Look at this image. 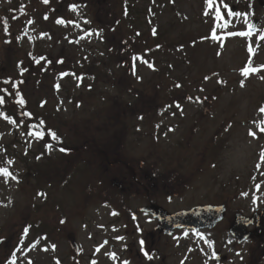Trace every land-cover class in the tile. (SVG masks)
Instances as JSON below:
<instances>
[{
    "label": "rangeland",
    "instance_id": "1",
    "mask_svg": "<svg viewBox=\"0 0 264 264\" xmlns=\"http://www.w3.org/2000/svg\"><path fill=\"white\" fill-rule=\"evenodd\" d=\"M89 2L0 0V13L24 12L10 38L0 24V75L45 122L27 129L0 107V167L15 177L0 176V264H76L72 239L85 251L80 264H120L105 251L90 263V254L124 230L108 176L139 165L159 183L183 184L171 207L227 193L238 209L264 207V4ZM92 5L116 19L128 6L114 31L137 44L130 68L109 48L116 19L107 23ZM246 68L257 71L245 76ZM86 138L105 146L103 156L84 150Z\"/></svg>",
    "mask_w": 264,
    "mask_h": 264
},
{
    "label": "flooded vegetation",
    "instance_id": "2",
    "mask_svg": "<svg viewBox=\"0 0 264 264\" xmlns=\"http://www.w3.org/2000/svg\"><path fill=\"white\" fill-rule=\"evenodd\" d=\"M99 146L97 144V147ZM104 148L105 146L102 149ZM108 179L111 188L121 192L119 198L123 204L119 205L115 212L119 214L120 218H118L124 230L122 237H108L98 244L94 242L96 254H90V263H94L95 256L105 251L110 254L109 257L119 252L120 254H116L115 257L117 263L121 261L120 264L125 262L127 264H264V230L259 236L250 235L257 228V219L246 226V229L240 226L233 227L237 215L242 214L251 218L259 214L264 207L253 211L238 209L235 206L237 196L229 193L220 197L215 196L206 203L189 207L187 205L171 207L173 198L181 196L185 191L183 184L168 182L169 179L159 183L158 177H154L152 171L142 170L141 165L137 170L111 175ZM222 191L220 189L218 193ZM103 193L106 196V193ZM240 196L247 198L245 193L238 195ZM110 201L112 199L107 203L110 204ZM134 203L138 204L135 209H133ZM210 205L224 208L223 213L217 210L207 217L206 227L201 229L180 227L174 228L170 233L159 229V213L175 214L179 211H189L194 207ZM152 206H159L163 210L155 214L149 209ZM66 220L63 219V225L66 224ZM59 232L62 235L60 230ZM245 233L247 238L241 240ZM66 246L69 254L74 256V262L80 264L85 257L83 246L72 241H68Z\"/></svg>",
    "mask_w": 264,
    "mask_h": 264
},
{
    "label": "trees",
    "instance_id": "3",
    "mask_svg": "<svg viewBox=\"0 0 264 264\" xmlns=\"http://www.w3.org/2000/svg\"><path fill=\"white\" fill-rule=\"evenodd\" d=\"M39 1L42 3V5H45L48 4L49 1L51 0H48V3H44L43 0H39ZM92 1L93 0H90L89 3H91ZM77 2H84V0H77ZM100 2L101 0H99V3ZM73 3L75 2L73 1ZM97 5H92L93 8L96 9V13L97 12L99 14L102 13V15L107 19V23L108 22L111 23V21L115 18L114 10H112V8L109 6H105L106 7L105 9H100L98 8ZM121 7H122L121 16H120L121 18H117V19L115 18L116 20H114L115 21L114 26L111 25L110 30H112L113 32L110 31L112 33L109 35V42H110L109 48H112V51H115L114 52L115 58H117L118 61L122 60L124 63L126 62V68H130L133 62L137 59L135 53L137 52V50L139 51V49L134 39H128V37L127 38L123 37L118 40L117 38L118 33H115L114 30L117 28L116 26L119 25V22H121V20L127 18L126 16H128L130 12L128 6L122 5ZM21 13H24L22 12L21 8L15 10H5V12L0 13V24L3 25V32L6 33L8 38L13 36L12 33L10 32V29L13 27L14 24L13 19L15 20L16 17ZM143 36L144 33H139L137 37L138 39H140ZM117 47L120 50H118ZM0 61H1V57H0ZM11 79L12 77L10 75L8 76L0 75V98L3 99V103H0V107L6 109L9 112V114L12 115L14 121H16L18 124L21 123L27 129H31V128L33 129L35 127H38L39 124L45 123L42 121L41 123L37 122L38 119L37 117L34 116V114H32V109L23 98L22 96L23 94L16 90L18 84L14 80L12 81ZM21 100L24 101L23 104L20 103ZM42 105L45 104L42 103ZM83 142L86 144L84 146L85 147L84 150L87 153L89 152L90 155H94V153H99L100 156H103L104 152L101 151V149L96 146L98 144L96 140L94 139L91 140L89 138H86V140ZM64 147L68 148L69 146L68 147L64 146ZM53 233L54 232H52L51 234Z\"/></svg>",
    "mask_w": 264,
    "mask_h": 264
},
{
    "label": "water",
    "instance_id": "4",
    "mask_svg": "<svg viewBox=\"0 0 264 264\" xmlns=\"http://www.w3.org/2000/svg\"><path fill=\"white\" fill-rule=\"evenodd\" d=\"M260 4H264V0L260 1ZM257 23V22H256ZM254 23V25L256 24ZM213 208V209H211ZM223 208H215L214 206H199L194 207L190 209L189 211H179V213L175 214H168L162 215L159 213L161 207L159 206H152V208H149L151 211L155 212V214H158V219L160 221L159 229L162 231H167L168 233L173 232L174 228H180V227H187V228H195V229H201L202 227H206L208 225L207 223V217L210 214H213L217 210L219 213H223ZM157 212V213H156ZM166 212V211H164ZM223 215V214H222ZM221 218V217H220ZM257 219V228L250 233V235H256L259 236L260 233L264 230V209L259 214L253 215V217L249 218L246 216H243L242 214L237 215V219L233 224L234 228H238L239 226L241 228H245L248 226L252 221ZM246 233L242 236L241 240L246 239ZM74 246V244H73ZM75 247V246H74Z\"/></svg>",
    "mask_w": 264,
    "mask_h": 264
},
{
    "label": "snow or ice",
    "instance_id": "5",
    "mask_svg": "<svg viewBox=\"0 0 264 264\" xmlns=\"http://www.w3.org/2000/svg\"><path fill=\"white\" fill-rule=\"evenodd\" d=\"M43 2H44V3H48V0H43ZM211 2H212V0H209V4H210V6H211ZM45 19H47V17H45ZM57 23H65V22L62 21V20H58ZM212 38H213V39H216L215 35H213ZM262 39H264V38H262ZM145 63H147V62L145 61ZM149 67H151V65H149ZM255 71H257V69H254V68H246V69L244 70V75L247 76V75L249 74V72H255ZM206 79H207V78H206ZM178 87H179V85H178ZM188 99L191 100L192 98L189 97ZM0 103H3V99H2V98H0ZM20 103L23 104L24 101L21 100ZM177 107H179V105H177ZM261 111L264 112V109H261ZM5 118L7 119V117H5ZM13 122H14V121H13ZM262 123H264V122H262ZM260 131L264 132V127H261V128H260ZM34 135H37L38 137H42L44 134H43V133H34ZM50 135H51V137H52L53 139H57V137H56V135H55L54 132H53V133H50ZM250 135H252V136L255 137L256 133H255V132H250ZM49 147H51V146L49 145ZM61 151H63V149H61ZM9 163H11V162L9 161ZM0 176H3V177H5V178H9V177H11L12 179H15V177L12 175V173H10V172L8 171V169L5 168V167H0ZM62 222H63V221H62ZM141 244H143V241H141ZM145 255H147V253H145ZM112 258H113V259L116 258L114 254H113V257H112ZM125 264H127V262H125Z\"/></svg>",
    "mask_w": 264,
    "mask_h": 264
}]
</instances>
